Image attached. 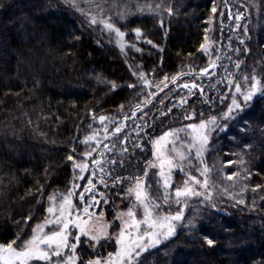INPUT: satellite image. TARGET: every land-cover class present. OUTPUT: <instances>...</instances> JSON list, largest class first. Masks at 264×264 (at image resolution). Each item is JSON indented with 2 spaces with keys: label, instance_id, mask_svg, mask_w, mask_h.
Listing matches in <instances>:
<instances>
[{
  "label": "trees",
  "instance_id": "16d2710c",
  "mask_svg": "<svg viewBox=\"0 0 264 264\" xmlns=\"http://www.w3.org/2000/svg\"><path fill=\"white\" fill-rule=\"evenodd\" d=\"M239 1L247 11V31L241 30L242 54L232 59L241 61L239 77L253 69L264 77V0ZM88 2L79 0L81 12L66 0H0V243L17 234L18 244L27 239L46 215L49 194L78 182L73 165L86 159L83 152L98 147L95 141L85 143V136L96 133L100 140L105 127L111 131L143 102L149 88L136 73L146 74L150 91L166 75L170 89L193 80H220L218 92L205 102V92L195 91L194 100L210 107L220 104L225 91L219 76L223 66L236 67L220 61L210 78L190 70L210 61L200 45L211 27L218 48L232 37L222 9L235 0H90L98 7ZM149 4L160 7L145 14L140 6ZM88 12H104L125 33L126 48L105 37ZM177 72L183 75L171 81ZM100 115L107 120L96 119ZM222 124L227 130L214 132L211 167L216 180L227 177L229 190L242 195L191 209L176 235L139 264H264V93ZM162 128L157 122L156 137ZM241 159L244 163H237ZM230 172L237 175L227 176ZM205 236L215 243L209 245ZM80 254L81 264L92 258Z\"/></svg>",
  "mask_w": 264,
  "mask_h": 264
},
{
  "label": "snow or ice",
  "instance_id": "6c2138e0",
  "mask_svg": "<svg viewBox=\"0 0 264 264\" xmlns=\"http://www.w3.org/2000/svg\"><path fill=\"white\" fill-rule=\"evenodd\" d=\"M70 2L74 8L78 11L84 12L85 9L79 7V0H66ZM88 7H98L91 4L90 0L87 3ZM140 7H147L149 10H157L160 5H156L155 9L152 5H144ZM173 9L167 8V12L171 14ZM216 12L215 6L212 9ZM91 23H103L106 28L115 30L118 36H124L122 32L114 23L107 17H97L94 13L88 12ZM231 15V13H230ZM242 13L236 14V20L239 22ZM247 31V28H245ZM135 32L139 34L140 28H136ZM206 43L200 45L201 49H206L211 43L207 37ZM243 39V38H241ZM238 50V49H237ZM218 59V57H217ZM241 61H235V71L239 72ZM216 66L214 61H209L206 67L196 69H190L194 74H208L209 69ZM138 79L142 81V85L148 86L149 91L147 95L143 96V102L137 103V105L131 109L133 115L143 108L145 103H150L152 97L156 95L155 92L150 91L151 82L146 78V74L139 72L135 74ZM183 75L181 72H177L172 75L171 81H176L178 77ZM228 75L229 86L234 85V90L231 94V102L227 105L226 110L218 115H209L206 119H199L197 123H190L186 126H182L180 129H168L164 131L160 136L151 140L153 145V156L155 161L148 162L149 164L157 163L159 167L158 176L163 178L164 192L161 198H157L151 195L148 185L144 178L137 176L130 178L134 180V184H130L127 191V198L132 201L127 209H121L117 213V217L120 219L121 224L118 232L112 234L108 231L110 222L105 223L104 213H96L94 211V205L99 201L97 196L93 193L98 191L95 188L93 179L98 177V182L105 183V179L110 180L115 184L121 180V177L116 176L112 178V171L109 168L105 171L104 167L99 168V173L95 171L97 166L102 163L108 165H115L116 159L105 160V152L110 151L107 143L101 144V141L97 138L96 133H91L84 137L85 143L89 141H95L97 148H91L83 152L84 157H91L94 153H99L96 160L91 161V165L88 161L83 163L74 164V168H78L83 174L86 169L91 167L92 175L88 178V184L84 186V192L79 193L80 201L83 202V208H77L74 206L72 196L78 185L73 184L72 188H69L66 193H53L49 194V205L46 209V217L42 221L37 222L32 227V234L23 239L19 244L20 234H17V238L7 243H0V264H40L41 261L48 262V264H78L79 257L76 253L77 244L80 242L82 235L87 236L91 240L92 247L101 244L105 240H112L114 238L115 250L108 252L106 256L97 255L88 259L85 264H139L140 258L143 253L149 249L161 245L164 241L168 240L175 234L177 223L182 221L185 215V208L189 197L207 195L210 199L212 189L208 188L210 183L208 178L209 166L204 163L203 153L206 149L211 137L212 130L218 126L222 119H231L236 111L242 110L244 105L250 102L254 95L257 93H264V77L257 75L255 69L249 74L244 72L240 75L239 79H235L231 74ZM164 81L168 80L167 75L163 78ZM191 83L192 88L201 87V94H203L202 86L197 85L196 82H185L184 87L188 88ZM115 88L117 85L112 84ZM129 88H135L136 85H128ZM156 90H161V84H156ZM166 87V84H165ZM179 87V85H177ZM191 94V91H189ZM239 97V99H238ZM186 100L181 98V103H185ZM243 102V103H242ZM211 103V101H209ZM123 109V105L120 106ZM196 115L195 111L187 113L189 118ZM96 119L100 121H106L105 115H100ZM127 119V116L124 117ZM123 122L117 124V126L109 131L106 127L104 130V136L110 137L115 133H120L123 127ZM183 131L190 137V142L179 141L177 133ZM180 142L182 145H186L188 150L195 148L196 158L201 164V168L197 169V172L203 173V179L201 180L197 175H192L191 171L187 174V179L184 181L182 187H176L174 189L175 198L174 202L178 206L179 210L165 211V206L170 204L171 194L169 186L172 183L171 170L175 168H183L185 161L191 164L190 151L186 153L181 148L173 147L171 151L168 149V145L171 143L173 146ZM143 145H141L142 147ZM114 147V146H113ZM247 147V145H245ZM69 159H72L70 156ZM122 163V161H120ZM231 164L232 161H226ZM239 164H243L241 159L237 161ZM148 174V167L144 169V177ZM251 173H249L250 175ZM230 177H235L236 172L228 173ZM198 185L203 186V191ZM158 183V187H159ZM43 187V186H41ZM254 187H260L255 185ZM89 194V199L84 202V193ZM231 195V193H228ZM101 197L105 194L99 193ZM107 202L106 200L104 201ZM241 203L244 201L241 200ZM215 207V205H213ZM142 210V214L138 215V211ZM32 217H25L28 221ZM115 219V217H114ZM191 222V221H190ZM48 226H52L54 230H47ZM73 236L74 239H70ZM205 241L212 245L215 241L209 236L204 237ZM71 250V254H66L65 250ZM64 253V255H62ZM55 257V260L53 258Z\"/></svg>",
  "mask_w": 264,
  "mask_h": 264
},
{
  "label": "rangeland",
  "instance_id": "374dc122",
  "mask_svg": "<svg viewBox=\"0 0 264 264\" xmlns=\"http://www.w3.org/2000/svg\"><path fill=\"white\" fill-rule=\"evenodd\" d=\"M229 8H230L231 16H233L232 20H230ZM224 12L228 14L229 21L231 23L230 26L233 32L232 37L224 41V44L221 45L222 48H218V41L216 40V37L214 35L213 27H211L210 32L207 35V39L211 43L206 49H201L202 52H204L208 56V58L211 61H214L216 64L214 70L207 75L209 76V78L212 76L213 73H215L217 70L220 69V64H219L220 61L227 60L235 65L232 58L239 57L243 52L242 45L245 43V38L241 34V30L243 28L244 29L246 28V23L248 18L246 8L243 6L241 1L235 0V3L233 2L232 5L230 4V7L228 6V10L226 7L222 9V13ZM151 13L153 12L146 7L145 14H151ZM237 13H242L239 22H237L236 20ZM101 16L108 18V16H106L104 12L100 14L98 13L97 17L99 18ZM111 22L114 23L113 21ZM101 25L103 30L102 33H104L105 37H110V39L114 44H116V46L124 50L127 46L125 35L118 36L115 30H110L106 28L103 23H101ZM235 68L234 66L230 67L229 65H225L221 70L222 72L219 76L220 78H223V81L225 82V91L223 92L222 96L219 99L220 104L218 106L208 107V104L205 105L202 101L201 103L195 101L194 94L196 92L194 90H183L180 86L173 87L172 89H170L168 85H166L165 87L166 81H164L163 79V81L160 82L161 84L160 91H157L155 87L156 84H153L151 91L155 92L156 95L152 97L150 103L148 104L145 103L144 108L138 110L135 115H133L132 112L129 113L126 120L124 118L121 119L120 123L123 122L124 126L121 128L120 133H115L114 135L110 136V138L109 137L106 138L104 136V130L106 127L104 128L102 132L103 135L100 138V140L102 139L101 144L107 143L109 145V149H111L110 151L105 152V160L107 161L115 158L117 163L115 165H108L102 163L101 165L97 166L95 171L99 173L100 167H104L105 171H108V169L110 168L112 171V178L119 176L121 177V180L113 184L110 182V180L105 179V183L101 184L98 182V177L94 178L93 183L95 184V188L98 191L94 192L93 194L97 196L99 202L93 207L96 213L99 212L104 213L105 223L110 222V226L108 227V231L110 233L112 234L117 233L120 227L121 221L117 217L118 211H120L121 209H127L129 204L132 203V201L127 198L128 188L130 184H134V180H131L130 178L137 176L144 178L146 183L150 185L149 191L152 196L161 198L163 195L164 192L163 178L158 176L159 173L158 162L153 164L148 163L150 161L156 160V158L153 156V145L151 143V140L155 139L156 137L155 134L156 123L162 122V126H163L161 130V134H162L164 131H167L170 128L180 129L182 128V126H186L190 123H197L199 119H206L209 115H218L222 113L224 110H226L227 105L231 102L232 97L230 93L234 90V85L229 86L228 84L227 74H231L235 79L240 78L238 75L239 72L235 71ZM219 83L220 80H216L213 83L206 82L204 84L206 90L204 96L205 97L204 102L210 99L213 94H216L218 92ZM189 91H191V94H189ZM258 94L261 93H257L256 95ZM256 95H254L253 97H255ZM181 98H184L186 102L181 103ZM226 102L227 104H224ZM158 104L160 105L158 106ZM154 111H157L156 115L152 114ZM192 111H195L196 115L194 117L189 118L187 116V113ZM223 121H226V119H222L218 124V126H216L212 130L210 140L203 153L204 163L209 166V172L207 175L210 183L208 184V188L212 189L210 194V199L208 198L207 195L189 197L187 202V207L184 210L185 211L184 218L182 219V221L177 223V227L174 235H176V233L179 231L180 227L184 223L186 224V219L191 209L199 206H207V205L212 207L213 205H216L215 202L217 200L225 201L230 197L233 196L236 197L239 194H241L238 191L229 190L230 183L228 182L227 177L225 181L224 179L216 180L211 167L212 165L210 162L211 161L210 155L213 151L210 152V150H212V145H213L212 139L214 138V132L216 130H220L221 132L227 130V125L222 124ZM161 134H159L158 136H160ZM177 135L179 137V141L190 142V137L188 136L187 133L183 131H179ZM179 141L174 146L170 143L167 146L168 149L171 151V149L175 147V148H181L186 153L190 151L191 164H189L188 161H185L183 168H175L171 170L172 183L169 186L171 200H170V204L165 206L164 209L165 211L170 210L172 212H175L179 210L178 206L174 202V198H175L174 189L178 186L182 187L184 185V181L187 179V174L189 171H191L192 175H197L201 180L203 179V173L197 172V169L201 168V164L198 162L196 158L195 148L188 150L186 148V145H182ZM141 145L143 146L141 147ZM219 146L220 145L218 144V147ZM98 155L99 153L97 152L93 157H85L86 159L84 161L77 162V164L88 161L89 164L91 165V161L96 160L98 158ZM216 155L218 154H212V157H216L217 160L219 161ZM216 158H212L213 159L212 163ZM120 161H122V163H120ZM146 166L148 167V174L146 177H144L143 174ZM126 168H128V171H126ZM76 170L78 171V176H77L78 182L75 184L78 185V187L73 193L72 200L75 207L82 209L83 202L80 201L79 193L84 192V186L88 184V178L92 175L93 170L91 169V167H89V169H86L83 172V174H81L78 168H76ZM83 179L84 182H82ZM158 183L160 185L159 187H158ZM197 187H200L201 190L203 191L202 185H198ZM66 192H56V193H66ZM101 192L105 194L103 197L99 195V193ZM228 193H231V195H229ZM237 198H240V200H244V197L243 198L237 197ZM88 199H89V194L85 192L84 202H87ZM105 200L107 201L106 203L104 202ZM140 214H142V210L138 211V215ZM45 217L43 219H45ZM47 230H54V229L52 228V226H48L46 228V231ZM174 235L172 237H174ZM70 239H74V237L70 236ZM111 241L114 244L113 246L114 249L112 250L114 251L115 250L114 238L112 240H105L101 244L96 245V247L93 248L91 246L93 242L89 240L87 236L82 235L80 238V242L77 244V248L75 250L79 257L78 264H81L80 253L82 252L84 254L86 253L87 254L86 256H92V257L97 256L102 252H104L103 254H101V256H106L107 252L105 253V249L108 247L107 245L111 246L110 245ZM161 245H157L156 247L151 248L147 252L143 253L140 260L148 252L158 248ZM65 253L71 254V250L70 249L65 250ZM62 255H64V253H62ZM53 260H55V257L53 258ZM40 264H48V262L41 261Z\"/></svg>",
  "mask_w": 264,
  "mask_h": 264
},
{
  "label": "water",
  "instance_id": "95a60500",
  "mask_svg": "<svg viewBox=\"0 0 264 264\" xmlns=\"http://www.w3.org/2000/svg\"><path fill=\"white\" fill-rule=\"evenodd\" d=\"M229 15H230V8H229ZM232 19H233V16L230 15V20H232ZM213 70H214V68L209 69V73H210L211 71H213ZM209 73H208V74H209ZM208 74H201V76H207ZM195 82H196L197 85H200V86H201L200 83H197V81H195ZM184 84H185V83H182V84L180 85V87H181L182 89H184V90H189V89H191V90H198V91H200V93H201V87L192 88L191 83H189V87H188V88H185V87H184ZM202 91H203V94H204V88H203V87H202ZM203 94H201V95H203Z\"/></svg>",
  "mask_w": 264,
  "mask_h": 264
}]
</instances>
